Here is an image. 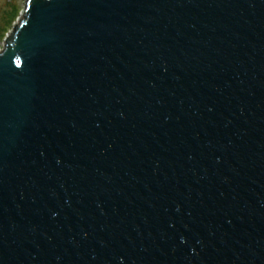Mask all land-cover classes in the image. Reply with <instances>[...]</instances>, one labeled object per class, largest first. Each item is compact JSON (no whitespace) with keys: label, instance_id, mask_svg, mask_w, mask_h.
<instances>
[{"label":"water","instance_id":"95a60500","mask_svg":"<svg viewBox=\"0 0 264 264\" xmlns=\"http://www.w3.org/2000/svg\"><path fill=\"white\" fill-rule=\"evenodd\" d=\"M0 264H264V0H23Z\"/></svg>","mask_w":264,"mask_h":264},{"label":"rangeland","instance_id":"374dc122","mask_svg":"<svg viewBox=\"0 0 264 264\" xmlns=\"http://www.w3.org/2000/svg\"><path fill=\"white\" fill-rule=\"evenodd\" d=\"M13 7L21 9L23 7V0H0V49L3 43V35L6 31L8 32L7 29L9 28L7 16Z\"/></svg>","mask_w":264,"mask_h":264},{"label":"trees","instance_id":"16d2710c","mask_svg":"<svg viewBox=\"0 0 264 264\" xmlns=\"http://www.w3.org/2000/svg\"><path fill=\"white\" fill-rule=\"evenodd\" d=\"M20 9L19 8H15L13 7V9H11V11L8 13L7 16V24L9 26V28L11 27L13 21L17 18V16L19 15ZM9 28L7 30H9ZM7 32V31H6ZM5 32V33H6ZM4 33V35H5ZM3 35V37H4Z\"/></svg>","mask_w":264,"mask_h":264}]
</instances>
